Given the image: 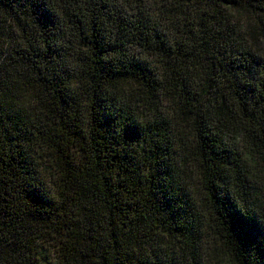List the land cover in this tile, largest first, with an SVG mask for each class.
Masks as SVG:
<instances>
[{
	"label": "trees",
	"instance_id": "trees-1",
	"mask_svg": "<svg viewBox=\"0 0 264 264\" xmlns=\"http://www.w3.org/2000/svg\"><path fill=\"white\" fill-rule=\"evenodd\" d=\"M0 264H264V0H0Z\"/></svg>",
	"mask_w": 264,
	"mask_h": 264
}]
</instances>
